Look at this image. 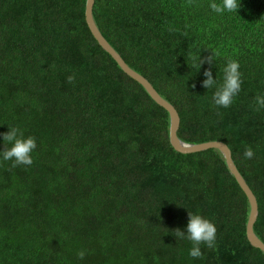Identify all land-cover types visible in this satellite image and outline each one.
<instances>
[{"label": "trees", "instance_id": "16d2710c", "mask_svg": "<svg viewBox=\"0 0 264 264\" xmlns=\"http://www.w3.org/2000/svg\"><path fill=\"white\" fill-rule=\"evenodd\" d=\"M85 2L0 0V133L19 126L37 140L32 165L0 163V264H264L246 237L247 197L220 151L171 146L168 112L97 43ZM213 2L94 0L92 16L176 109L180 140L228 146L264 243V110L254 103L264 93V0H243L239 15L217 14ZM200 54L217 65L194 68ZM228 60L243 84L225 109L202 81ZM189 212L217 228L200 259L172 234Z\"/></svg>", "mask_w": 264, "mask_h": 264}, {"label": "clouds", "instance_id": "9594fccd", "mask_svg": "<svg viewBox=\"0 0 264 264\" xmlns=\"http://www.w3.org/2000/svg\"><path fill=\"white\" fill-rule=\"evenodd\" d=\"M243 7V0H219L218 3L211 4L212 10L217 14H237ZM215 61L214 56L201 58V54L196 58L193 67L198 70L204 63L212 64ZM216 63V61H215ZM217 65V63H216ZM240 64L236 60H228L218 70L221 75L214 77L211 68L205 70L203 75L205 79L202 81V87L214 90L212 101L215 106L222 108H230L235 98L240 94L243 84V73L240 70ZM73 76H69L71 82ZM256 111L264 110V93H257L254 100ZM5 145L0 150V163L11 161L12 167L30 166L34 163L33 153L37 150V140L33 136H25L24 130L19 126L8 125V131L0 133ZM7 145H11L8 147ZM255 150L248 146L243 152L245 159H252L255 156ZM176 240H187L191 242L192 247L189 249V255L193 259L203 257L201 245L208 248L215 247L217 240V228L212 220L203 216L199 212H189V220L186 228L181 230L177 228L172 233ZM86 253L84 250L78 252L80 259H84Z\"/></svg>", "mask_w": 264, "mask_h": 264}, {"label": "water", "instance_id": "95a60500", "mask_svg": "<svg viewBox=\"0 0 264 264\" xmlns=\"http://www.w3.org/2000/svg\"><path fill=\"white\" fill-rule=\"evenodd\" d=\"M94 0H86L85 2V9H84V16L86 24L97 41V43L101 46V48L106 51L117 63L120 69L126 73L128 76L136 80L138 83L142 85V87L146 90L149 96L161 107H163L169 114L170 124H169V142L171 146L178 152L181 153H192L198 152L209 148H215L220 151L224 158V162L227 166L229 172L233 175L236 182L238 183L241 190L247 197L249 203V212L246 222V237L251 245L254 247L259 248L264 253V243L256 236L253 231V223L256 219L257 215V202L256 198L245 182L244 178L238 171L235 163L231 158V153L228 146L223 143L222 141H208L202 142L197 144L186 143L180 140L176 135V130L179 124V116L176 109L173 105L164 99L150 84V82L144 78L141 74L133 70L131 67L127 65V63L123 60L120 54L109 44V42L104 38L101 32L95 25L92 16V7H93Z\"/></svg>", "mask_w": 264, "mask_h": 264}]
</instances>
